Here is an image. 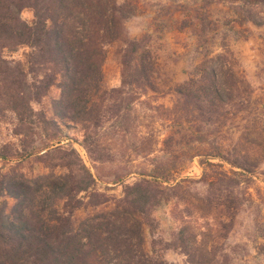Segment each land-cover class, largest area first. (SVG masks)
Segmentation results:
<instances>
[{"label": "trees", "instance_id": "obj_1", "mask_svg": "<svg viewBox=\"0 0 264 264\" xmlns=\"http://www.w3.org/2000/svg\"><path fill=\"white\" fill-rule=\"evenodd\" d=\"M145 1L0 0V119L10 118L17 140L0 145V160L15 162L0 170V264H174L156 249V239L145 248V228L155 226L152 213L168 202L173 212L182 209L179 225L160 241L163 249L179 251L189 264H228L229 252L219 239L227 237L238 209L251 198L241 177L259 165V144L250 137V124L231 146L207 142L205 133L219 132L234 112L248 107L252 89L229 64L221 41L220 52L204 54L173 88L171 105L156 102L151 37L130 36L127 29ZM167 2L168 9L185 15L183 23L199 43L206 44L213 30L206 15L213 3L227 5L231 17L222 24L231 29L264 25V0ZM25 8L32 12L31 23L21 17ZM22 45L29 47L24 62L4 55ZM112 47L117 86L107 85L105 71ZM52 88L58 93L50 114L34 108ZM141 105L148 111H140ZM147 118L167 123V135L160 139L146 129ZM176 128L182 130L180 140ZM73 129L80 140L70 135ZM30 158L48 171L24 175L20 164ZM137 158L148 165L126 183ZM194 158L203 166L197 181L205 190L199 194L179 176ZM115 160L105 179L100 165ZM98 181L120 185L121 195L98 189ZM79 210L86 215L77 218ZM192 213L209 220L196 229L186 219Z\"/></svg>", "mask_w": 264, "mask_h": 264}, {"label": "rangeland", "instance_id": "obj_2", "mask_svg": "<svg viewBox=\"0 0 264 264\" xmlns=\"http://www.w3.org/2000/svg\"><path fill=\"white\" fill-rule=\"evenodd\" d=\"M160 4H163L165 8L161 9ZM168 7L167 0H146L140 5L138 14L127 22L130 36L148 33L151 37L149 47L157 69L156 87L158 90L154 92L156 102L171 105L175 99L172 92L173 88L189 77V74L193 72L195 62L204 54L213 55L220 52L219 43L221 41L226 44L225 49L229 52V64L237 73L245 77L252 89V101L248 107L234 112L235 114L229 117L219 132L209 128L205 135L208 138L207 142H212L214 145L231 146L242 131L244 132L247 124L251 125L252 130L250 132L252 134L250 137L259 144V154L256 161L260 163L252 175L247 174L241 177L242 183L247 186V192L251 198L244 201L240 206L227 237H221L219 241L223 243L224 249L229 252L228 264H264V25L233 24L231 29L230 25L222 24L231 17L227 5L213 3L206 14L207 21L211 22V27L213 26L211 29L213 30L206 34L204 38L207 41L206 44L204 42L199 43L198 39L190 34L192 28L183 23V21L185 22V15L180 10L168 9ZM21 17L26 22L31 23V10L23 9ZM114 50V47L109 49L105 63L108 86L119 84V66ZM28 52L29 47L22 45L15 51H5L4 55L9 59H18L24 62ZM57 93L58 90L52 88L40 103L33 104L34 108H42L47 114H50V101L57 96ZM139 110L148 111L145 105H141ZM143 126H148L146 129H154L155 132L160 133V139L169 132L168 124L163 123L158 118L145 119ZM186 128L191 129L192 127L187 125ZM69 133L73 138L81 139V134L78 131L73 129ZM174 135L176 139L180 140L182 130L176 128ZM7 143L16 145L17 140L11 133L10 118L4 117L0 119V145ZM174 146L175 148L178 147L176 143ZM75 147L79 149L86 165L95 172L96 170L92 167L84 150L77 144ZM121 161L122 158L119 162ZM116 163L115 160L112 164L100 165V172L105 179L112 175ZM13 164L15 162L3 163L0 160V170L5 171ZM132 165V173L125 179L126 183L134 182L139 177L138 172L146 167L148 162L145 159L137 158L132 161ZM227 167V165L223 166L225 169ZM202 169L203 166L199 164L198 159L194 158L179 171L181 178H186V181L190 180L188 185L192 192L198 194L205 190V186L197 181L201 176ZM20 171L26 176H32L37 173H45L48 170L41 163L30 158L22 161ZM96 187L115 197L120 196L122 192L121 186L113 183L105 184L98 181ZM10 203L11 200H9ZM172 203L161 204L153 211L155 226L152 230L145 228V248L149 249L150 241L156 239V249L166 261L174 264H189L183 254L172 249L164 250L163 244L160 242L167 241L173 230L179 225L177 219L181 215L182 206L173 212ZM105 208L109 207L105 206ZM86 213V211L79 210L76 212V217H84ZM186 219L196 229L209 220V218L207 220L201 218L197 213H192Z\"/></svg>", "mask_w": 264, "mask_h": 264}, {"label": "crops", "instance_id": "obj_3", "mask_svg": "<svg viewBox=\"0 0 264 264\" xmlns=\"http://www.w3.org/2000/svg\"><path fill=\"white\" fill-rule=\"evenodd\" d=\"M191 34V33H190ZM195 38H197L195 35H194Z\"/></svg>", "mask_w": 264, "mask_h": 264}]
</instances>
